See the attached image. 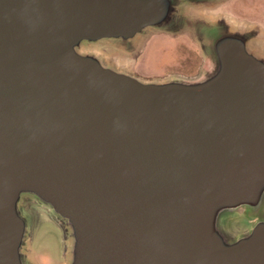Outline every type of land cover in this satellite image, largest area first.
Returning a JSON list of instances; mask_svg holds the SVG:
<instances>
[{"label": "water", "instance_id": "water-1", "mask_svg": "<svg viewBox=\"0 0 264 264\" xmlns=\"http://www.w3.org/2000/svg\"><path fill=\"white\" fill-rule=\"evenodd\" d=\"M203 2L0 0V264H24L30 202L64 226L66 264H264L260 27L198 19L194 77L85 50L177 32Z\"/></svg>", "mask_w": 264, "mask_h": 264}, {"label": "rangeland", "instance_id": "rangeland-1", "mask_svg": "<svg viewBox=\"0 0 264 264\" xmlns=\"http://www.w3.org/2000/svg\"><path fill=\"white\" fill-rule=\"evenodd\" d=\"M215 1V8L213 0L185 5L186 12L182 13L187 23L177 32L148 30L134 43L102 40L89 44L85 50L95 53L104 64L144 79L198 76L210 68L206 47L199 41L200 35L196 36L201 33L195 28L198 19L213 21V14L228 13L235 25L243 28L248 23L256 24L264 35V0ZM212 34H218V28ZM248 211L247 216L252 212L264 216V201ZM26 213L29 220L23 244L24 264L68 263V233L53 212L30 202Z\"/></svg>", "mask_w": 264, "mask_h": 264}]
</instances>
